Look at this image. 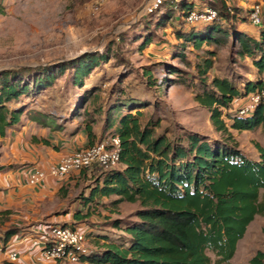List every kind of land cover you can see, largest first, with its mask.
Instances as JSON below:
<instances>
[{
  "label": "trees",
  "instance_id": "obj_1",
  "mask_svg": "<svg viewBox=\"0 0 264 264\" xmlns=\"http://www.w3.org/2000/svg\"><path fill=\"white\" fill-rule=\"evenodd\" d=\"M166 2L168 7L158 25L171 24L178 39L199 49L221 45L232 38L238 43L239 56L251 59L257 77L246 80L242 88L230 77L215 76L208 83L206 76L214 66L215 52L206 49L210 57H203L198 63V99L210 111L215 129L225 137L214 142L194 132L176 139L157 135L159 120L150 119L144 125L141 122V109L148 106L147 101L118 97L106 113L104 108L96 109L97 114L105 113L106 126L114 127V134L121 138L120 163L111 169L94 166L76 172L99 171V175L89 193L82 195L73 223L60 224L82 227L80 224L89 221L104 197L117 196L114 204L138 202L140 208L137 219L130 223L114 220L113 228L122 231L119 237L99 233L94 240L96 246L82 255L80 264H233L231 260L249 225L257 215H264V146L256 145L259 159H252L239 148L231 132L264 127V99L249 115L239 114L233 105L239 98L264 90V17L261 15L256 36L239 25L249 21L251 8L239 7L229 0H210L207 6L217 11L216 17L191 23L188 17L197 10L194 0H164L159 8ZM3 12L0 0V14ZM152 42L151 36L145 37L141 48ZM107 58L104 53L85 52L56 64L1 70L0 136L5 137L8 130L19 124L25 112L23 106L10 108L8 103L42 92L70 69L74 70V83L82 86ZM144 75L150 85L156 84L150 81L151 71L146 70ZM133 110L137 112L132 113ZM38 119L36 116L31 120ZM40 122L49 124L45 118ZM58 125L52 128L56 130ZM87 133L90 146L96 144L91 125L87 126ZM40 140L51 144L47 138ZM12 167L1 165L0 170ZM67 185L61 188L63 197ZM9 213H0V226L10 220ZM90 228L99 232V227ZM1 232L0 242L7 245L25 230L23 226L9 224ZM247 264H264V250H258Z\"/></svg>",
  "mask_w": 264,
  "mask_h": 264
},
{
  "label": "rangeland",
  "instance_id": "obj_2",
  "mask_svg": "<svg viewBox=\"0 0 264 264\" xmlns=\"http://www.w3.org/2000/svg\"><path fill=\"white\" fill-rule=\"evenodd\" d=\"M149 1L1 0L4 12L0 14V71L56 64L85 52L104 53L108 57L92 71L82 86L74 83V70L70 69L42 92L24 95L19 101L8 103L10 108H25L21 122L7 133L8 139L13 140L20 135L26 149L35 150H44L40 139L49 135L55 136L65 146L71 145L72 151L90 146L87 126L93 127L94 143L113 135L115 128L108 129L104 121L105 113L118 97H130L147 101L148 106L141 109V122L144 125L150 119L159 120L161 125L156 129L157 135L166 134L176 139L194 132L213 142L223 140L224 135L215 129L211 121L210 111L198 99L201 91L198 63L203 57H210L206 49L214 51V66L206 76L207 82L210 83L215 76L230 77L241 88L246 80L255 78V66L250 58L239 56L238 43L232 38L221 45H206L202 49L178 39L174 26L157 24L168 3L162 9L160 4L155 12H146ZM194 1L197 9L204 11L210 0ZM229 2L245 9L253 8L249 4H259L264 17V0ZM251 24L250 19L247 23H239L246 30L256 28ZM147 36H151L153 42L142 49ZM146 70L152 72L150 81L156 84H149V78L144 75ZM248 100V96L235 100L234 110L238 108L239 112L241 107L247 106ZM98 107L104 108L105 113L97 114ZM36 116L40 120L32 122L31 119ZM43 118L49 124L40 122ZM55 124H59L56 130L52 128ZM231 132L239 148L250 158L258 160L256 145H264V127L254 131ZM4 154L1 152V156ZM1 156L0 161H5ZM98 175L99 171L91 170L84 174L71 173L70 181L66 183V197L61 194L62 205L56 208L57 213L35 221V228L25 224V232L18 235L19 239L28 235L41 238L46 234L41 225L48 233L60 223L72 224L82 195L89 193ZM117 198H102L89 221L80 224L89 234L90 248L96 246L94 240L99 233L113 237L122 235V231L113 228L114 220L119 219L125 224L137 219L140 204L127 201L114 204ZM90 226L99 227V232L91 230ZM238 245L232 259L234 264H246L258 250H264V215L255 217ZM210 255L215 259L212 252Z\"/></svg>",
  "mask_w": 264,
  "mask_h": 264
},
{
  "label": "built area",
  "instance_id": "obj_3",
  "mask_svg": "<svg viewBox=\"0 0 264 264\" xmlns=\"http://www.w3.org/2000/svg\"><path fill=\"white\" fill-rule=\"evenodd\" d=\"M162 0H150L145 7L146 12L154 11ZM217 15V11L213 8L206 7L204 11L194 10L188 17L191 23L212 20ZM262 8L259 4H255L250 12V20L253 25H260ZM248 104L241 107L239 114L249 115L264 99V90L256 92L248 96ZM122 150L121 138L119 135H111L102 139L94 145L77 149L71 154L62 157L56 164L48 169L36 168L28 179L31 185H39L52 175L55 178L64 179L71 173H76L84 168L98 167L100 169L115 168L120 163V154ZM41 238L33 236L17 237L12 239L7 245L0 243V264L5 261L19 262L20 252L18 247L26 240L31 242L33 247L38 249L33 253L32 258L35 263L40 264H58L66 262L69 264H80L81 257L90 251V241L87 231L82 227H72L69 225L58 224L51 228L47 233L44 228Z\"/></svg>",
  "mask_w": 264,
  "mask_h": 264
},
{
  "label": "crops",
  "instance_id": "obj_4",
  "mask_svg": "<svg viewBox=\"0 0 264 264\" xmlns=\"http://www.w3.org/2000/svg\"><path fill=\"white\" fill-rule=\"evenodd\" d=\"M249 6H254V4H249ZM251 25L256 28H248L247 31L257 36L259 25ZM256 77L257 72L254 79ZM11 130L12 128L8 132ZM42 132L44 135L45 130ZM21 138L19 135L15 139L10 140L8 139V135L3 138L0 136V156L1 152H5L1 156L2 160L4 158L5 161H0V166L3 164H11L13 166L12 168L0 170V213L7 210L10 212V220L2 224L0 230L5 229L9 224L20 226L31 224V227L35 228V221L40 220L44 216L51 217L57 213L55 210L62 205L61 188L70 181L69 176L59 179L48 175L39 185L29 184L28 179L36 168L48 169L62 157L75 150L72 151L71 145L69 147L65 146L62 141H57L56 137L52 135H49L48 138L46 137L50 140L51 144L42 145L44 150L40 148H36V150L32 148L26 149L24 140ZM34 139L37 140V138ZM35 145H40V143H36ZM44 228L46 227L41 225V229L44 230ZM37 249L38 247H33L31 242L26 238L23 244H20L18 247L20 252L18 264H37L32 258L33 253Z\"/></svg>",
  "mask_w": 264,
  "mask_h": 264
}]
</instances>
